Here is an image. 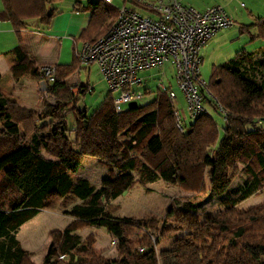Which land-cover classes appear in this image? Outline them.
<instances>
[{"label": "trees", "instance_id": "obj_1", "mask_svg": "<svg viewBox=\"0 0 264 264\" xmlns=\"http://www.w3.org/2000/svg\"><path fill=\"white\" fill-rule=\"evenodd\" d=\"M58 1L0 0V19L11 25L18 40L10 52L14 82H47L40 72L47 65L35 63L22 33L48 27L56 16L50 6ZM127 4L145 11L133 0H122ZM76 6L89 16L75 39L81 44L106 33L118 11L102 0ZM238 31L264 41V18L240 25ZM50 66L54 83H47L46 93L54 105L43 102L38 111L24 109L0 90V264H35L17 234L44 211H62L71 222L48 233L56 255H45L40 264H159L157 250L170 240L172 264H264V203L247 210L237 207L264 195V129L258 126L264 121V48L239 51L211 67L207 86L213 99L204 97V104L223 119L221 137L208 111L183 128L173 101L159 88L151 102L120 112L114 109L112 91L90 115L73 110L79 95L89 90L86 85L76 95L69 91L68 79L81 69L76 52L70 64ZM84 156L107 170L98 189L72 177ZM237 178L242 183L233 188ZM158 181L194 199L170 203L161 218L117 216L114 201L125 191L137 184L147 191ZM208 192L220 198L216 214L196 199ZM86 227L103 229L116 241L115 260L95 248L94 236L78 234Z\"/></svg>", "mask_w": 264, "mask_h": 264}, {"label": "rangeland", "instance_id": "obj_2", "mask_svg": "<svg viewBox=\"0 0 264 264\" xmlns=\"http://www.w3.org/2000/svg\"><path fill=\"white\" fill-rule=\"evenodd\" d=\"M97 1V0H90ZM159 0H144V2H154ZM182 2L187 7H192L195 10H201L212 6L213 4H219L222 7H226V13L231 16L233 25L226 29L218 32L216 35L200 49L199 57V79L208 82L210 76V70L212 66H219L224 62L232 59L235 54L239 51L254 52L260 47H264V41L260 39L251 40L248 34H240L238 29L240 25H250L257 18H264V0H177ZM181 3V4H182ZM88 1L84 0V5H87ZM112 4L116 7L122 6V0H112ZM241 4L244 7H241ZM129 6V4H127ZM229 6V7H228ZM60 11V4L55 3L50 6ZM56 10V11H57ZM138 13L143 16H147L142 10H138ZM40 31L45 37H50L51 40L56 44L59 50L60 45L63 43L62 36H54L47 33L48 27L40 28ZM253 34L254 30H250ZM76 37L75 35H73ZM58 40H57V39ZM73 45L72 40L68 46ZM63 47L60 64L71 63V49L67 50ZM78 50L81 49V44H77ZM56 49V50H57ZM69 51V52H68ZM47 60H53L49 57ZM50 66V65H47ZM83 68V66H80ZM137 79L140 81V85L134 86L132 90L137 94L141 95V99L138 101H132L123 108L128 106L138 105L142 106L151 102L155 98V92L160 84L166 89L172 91L175 94V100L173 105L178 113L180 125L186 128L193 122V118L190 116L187 102L185 97L180 92L177 81L175 79V73L170 64H165L162 67L153 68L137 74ZM68 82L70 88L76 82L78 86H86L88 84L89 90L84 95H79V100L76 102L75 108L77 110H83L86 108L87 114L90 115L96 110L102 103L104 97L111 91L109 85L102 79L97 72V67L94 65L88 66L86 69L79 70L77 73L72 75ZM30 88H33V93L36 101L39 103L46 102L54 105V99L51 98L47 93L46 95L40 89V85L36 84L35 81H30ZM70 91V89H69ZM147 91V93H145ZM78 92V91H77ZM77 94V93H76ZM73 94V95H76ZM119 92L113 91V97H118ZM34 99V101H35ZM34 104V103H33ZM40 106V108H41ZM206 110L214 117L220 128V137L223 135V119L212 112L208 106H205ZM39 108V109H40ZM39 109L35 110L38 111ZM71 110L65 111L66 119L71 124L72 115ZM259 127L264 129V121L259 122ZM107 170L103 165L99 163L97 159L84 156L81 159L80 167L75 175L74 179L84 178L88 180L91 185L98 189L101 186L102 180L106 177ZM242 183V178H237L232 183V187L235 188ZM147 191L140 187L138 184L132 189L125 191L120 197H118L114 204L119 206L117 213L118 217H133L142 218L147 215H155L157 217H163L166 208L171 204L178 202L182 203L187 200H191V194H186L179 189L168 186L165 183L158 181L154 184L147 186ZM194 199V198H193ZM192 199V200H193ZM198 201H202L203 207L211 211L212 213H218L221 207L218 205V198L215 194L208 192L205 196L196 198ZM264 203V195L255 196L237 207L241 210H247L260 204ZM71 218L65 216L62 211L56 212H40L32 220L25 223L17 234V239L21 243L22 247L29 252L34 253L32 258L33 263H40L45 255H56L55 247L52 245L48 233L53 230L62 231L68 224H70ZM78 234L84 239L90 235L95 238V248L101 250L104 253V257L109 260L116 259L115 245L116 241L112 240L109 235L103 229H96L92 227H86L78 232ZM115 241V244H113ZM172 240L164 243L158 248L157 253L159 256V264H172L173 260L168 256V251L171 250L170 243ZM165 255L163 258L162 255Z\"/></svg>", "mask_w": 264, "mask_h": 264}, {"label": "built area", "instance_id": "obj_3", "mask_svg": "<svg viewBox=\"0 0 264 264\" xmlns=\"http://www.w3.org/2000/svg\"><path fill=\"white\" fill-rule=\"evenodd\" d=\"M102 1L112 4V0ZM133 1L144 8L147 16L125 5L119 7L108 31L76 51L80 65L96 66L111 91L119 92L113 103L116 112H120L124 105L141 99L132 90L141 84L138 73L170 64L190 116L194 119L207 113L204 97L213 98L207 82L199 79V51L211 37L233 25L231 16L221 6L197 11L177 0ZM40 72L47 79L39 82L46 95L47 83H54V68L44 66ZM78 87L75 82L70 92L78 93ZM158 88L166 91L171 101L175 100L172 91L162 84Z\"/></svg>", "mask_w": 264, "mask_h": 264}, {"label": "crops", "instance_id": "obj_4", "mask_svg": "<svg viewBox=\"0 0 264 264\" xmlns=\"http://www.w3.org/2000/svg\"><path fill=\"white\" fill-rule=\"evenodd\" d=\"M87 1L88 3L91 2L90 0ZM92 2H96V1H92ZM57 3L60 4V11L56 9L57 10L56 16L52 20L51 24L48 26L47 33L53 35L54 38L55 36H62L59 38H63L64 41L60 45L59 50L57 49L56 44L51 40L50 37L52 36L48 35L47 37H45V35L41 31H33V30H27L22 33L23 46L37 65H58V64L67 65V64L59 63V61H61L63 47H65V44H67L66 46L68 48L67 50L71 49L72 52L71 56L73 57V52L78 51L77 48L78 43L75 42V39L80 34V32L83 31L88 25V19H89L88 13L82 12L76 6V3H80L82 6H85L84 0H59ZM183 5L186 6L185 4ZM213 6H220V5L213 4L212 6L206 7L202 10H205ZM222 8L224 9V11H226L225 10L226 7L225 8L222 7ZM1 10H2V4L0 2V11ZM73 35H75L76 37H74ZM70 40H72L73 42V45H71V47L68 46ZM17 45H18V40L11 28V25L8 22L0 19V75L2 77L0 81V90L5 97L10 99L11 101L16 102L21 108L28 110H37L40 108L41 103L36 101L33 93V88H30V83H29L30 81H34V80H31L29 78H23L21 80H18L17 82H14L12 75L10 73V69L14 61V56L10 52ZM261 48L264 47L262 46L258 49ZM49 57H52L53 60L50 61L47 60ZM86 68L87 67H83V68L81 67L80 70ZM36 84L38 85L37 82ZM75 110L79 111L76 108ZM83 110L86 111V108ZM33 257H34V253H33Z\"/></svg>", "mask_w": 264, "mask_h": 264}]
</instances>
